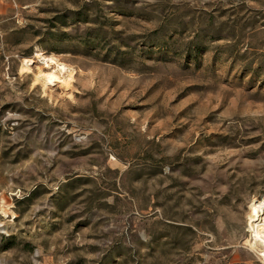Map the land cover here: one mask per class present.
<instances>
[{
	"label": "rangeland",
	"instance_id": "1",
	"mask_svg": "<svg viewBox=\"0 0 264 264\" xmlns=\"http://www.w3.org/2000/svg\"><path fill=\"white\" fill-rule=\"evenodd\" d=\"M258 203L264 0H0V264H264Z\"/></svg>",
	"mask_w": 264,
	"mask_h": 264
},
{
	"label": "bare ground",
	"instance_id": "2",
	"mask_svg": "<svg viewBox=\"0 0 264 264\" xmlns=\"http://www.w3.org/2000/svg\"><path fill=\"white\" fill-rule=\"evenodd\" d=\"M37 55L45 64L38 67V79L45 86L60 81V75L70 70L66 64L57 61L54 57ZM32 61L33 59H25L27 66H23V69H29ZM249 228L252 231L251 244L264 251V203H258L252 209L249 215Z\"/></svg>",
	"mask_w": 264,
	"mask_h": 264
}]
</instances>
